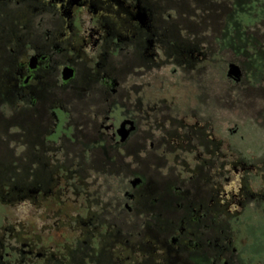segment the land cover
<instances>
[{"label": "flooded vegetation", "instance_id": "flooded-vegetation-1", "mask_svg": "<svg viewBox=\"0 0 264 264\" xmlns=\"http://www.w3.org/2000/svg\"><path fill=\"white\" fill-rule=\"evenodd\" d=\"M243 4L0 0V203L79 211L40 238L0 226V264H264V164L215 121L235 95L264 99V0ZM67 227L81 238L61 245Z\"/></svg>", "mask_w": 264, "mask_h": 264}, {"label": "rangeland", "instance_id": "rangeland-1", "mask_svg": "<svg viewBox=\"0 0 264 264\" xmlns=\"http://www.w3.org/2000/svg\"><path fill=\"white\" fill-rule=\"evenodd\" d=\"M237 20L240 23L241 21L244 22L243 17ZM249 52L250 54H252L254 52L259 53L260 51ZM250 54H248V57ZM248 57L246 59L241 58V62L243 61V63H245L244 67L247 73L252 77L253 74H259L260 68L257 69V71L255 69V66H253L252 59ZM262 88L264 89L263 85ZM249 102L251 101L246 99L242 103H237V95H235V103L232 108L227 110L219 107L217 117L215 118L216 132L218 140L219 142L224 144V148H227V145H229L230 149L234 153L240 155V157L245 161L260 165V162L264 164V117L258 118L256 114L259 113V111H262L261 107H264V99L263 101L259 100V104L256 107H250L251 103ZM211 106V103L203 104V117L206 120L208 118L207 122L209 123L211 122L209 118L212 115L211 113L213 112ZM94 180L95 178H93L90 182L92 183ZM104 180V178L100 179L98 185L91 191L90 213L92 218L100 214L99 206L104 203H109L111 197H113L114 195L113 190L115 188V181H109V179H107L106 181L108 182V184L105 185ZM99 185H104L101 192L99 193V196L101 195L102 197L101 199L93 193V191L96 190ZM1 186L2 184H0V191ZM4 186V189L7 190L15 188V184L10 182H4ZM108 188H110V192L108 191ZM82 201L83 200H81V203ZM86 206H89L88 203H86ZM52 210H54L53 214L44 212V214L41 216L36 214L35 207L27 209L25 206H23V203H20L17 200H11L10 202L4 201V203H0V226L5 223L9 225L27 224L30 229L34 230L36 236L40 238L41 235L39 229L43 228L45 224L50 223V225L53 226L56 219L69 221V216L72 219L73 216H75L76 213L79 212H76L75 209L74 211H71V213H69L68 211H63V213H60L59 209ZM81 216L85 217V215L83 216V214ZM76 222L77 221H75V224ZM69 228L70 227H67L66 229L69 230ZM71 233V230L59 233L53 232L54 235L57 234V237L55 238L56 240L61 242V245L66 241L76 239L77 236L80 237V234L82 232H75V234Z\"/></svg>", "mask_w": 264, "mask_h": 264}, {"label": "trees", "instance_id": "trees-1", "mask_svg": "<svg viewBox=\"0 0 264 264\" xmlns=\"http://www.w3.org/2000/svg\"><path fill=\"white\" fill-rule=\"evenodd\" d=\"M244 1H246V0H237V4H240L241 5V7H243V2ZM238 9V8H237ZM243 15V16H242ZM243 17V19H244V24H246L247 22H248V20H252V18H253V16H254V13H251L250 14V16L249 17H246L245 16V14H243V13H241V12H239L238 13V19H240V18H242ZM242 22V21H241ZM254 45H251V48L253 47ZM259 46V45H258ZM2 171H1V169H0V173H1ZM1 184V183H0ZM18 184H15V186H17Z\"/></svg>", "mask_w": 264, "mask_h": 264}, {"label": "water", "instance_id": "water-1", "mask_svg": "<svg viewBox=\"0 0 264 264\" xmlns=\"http://www.w3.org/2000/svg\"><path fill=\"white\" fill-rule=\"evenodd\" d=\"M231 71L234 72L235 77H238L239 73H240V68L237 65H232L231 66Z\"/></svg>", "mask_w": 264, "mask_h": 264}]
</instances>
